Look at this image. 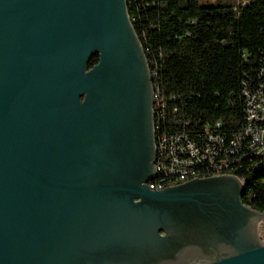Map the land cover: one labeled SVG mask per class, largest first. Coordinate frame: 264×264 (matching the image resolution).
<instances>
[{
	"label": "water",
	"instance_id": "1",
	"mask_svg": "<svg viewBox=\"0 0 264 264\" xmlns=\"http://www.w3.org/2000/svg\"><path fill=\"white\" fill-rule=\"evenodd\" d=\"M152 102L125 0H0V264H264L234 175L147 188Z\"/></svg>",
	"mask_w": 264,
	"mask_h": 264
},
{
	"label": "trees",
	"instance_id": "2",
	"mask_svg": "<svg viewBox=\"0 0 264 264\" xmlns=\"http://www.w3.org/2000/svg\"><path fill=\"white\" fill-rule=\"evenodd\" d=\"M164 123L219 118L227 130L243 117L242 82L253 83L264 49V0H125ZM97 58L90 54L87 65ZM174 111H171L172 107ZM241 201L264 213V171H244ZM252 197L248 199L250 194Z\"/></svg>",
	"mask_w": 264,
	"mask_h": 264
},
{
	"label": "built area",
	"instance_id": "3",
	"mask_svg": "<svg viewBox=\"0 0 264 264\" xmlns=\"http://www.w3.org/2000/svg\"><path fill=\"white\" fill-rule=\"evenodd\" d=\"M256 74L253 83L242 82V122L230 131L219 118L185 126L189 119L179 117L173 120L177 126L169 128L163 120L164 102L154 103L156 92L152 86L154 175L145 180L147 188L159 190L188 178L224 173L234 175L244 192L242 170L264 171V49ZM260 181L264 182V176Z\"/></svg>",
	"mask_w": 264,
	"mask_h": 264
},
{
	"label": "rangeland",
	"instance_id": "4",
	"mask_svg": "<svg viewBox=\"0 0 264 264\" xmlns=\"http://www.w3.org/2000/svg\"><path fill=\"white\" fill-rule=\"evenodd\" d=\"M257 233L259 238L264 239V219L257 223Z\"/></svg>",
	"mask_w": 264,
	"mask_h": 264
}]
</instances>
